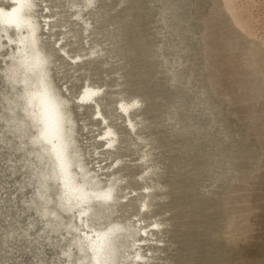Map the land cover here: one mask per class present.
Returning a JSON list of instances; mask_svg holds the SVG:
<instances>
[{
	"label": "rangeland",
	"instance_id": "obj_1",
	"mask_svg": "<svg viewBox=\"0 0 264 264\" xmlns=\"http://www.w3.org/2000/svg\"><path fill=\"white\" fill-rule=\"evenodd\" d=\"M81 2L45 4L64 24ZM85 13L89 31L68 24V50L100 55L75 68L55 48L51 78L88 167L123 163L117 222L140 213L162 224L141 248L153 259L139 264H264V0H96ZM85 83L103 91L116 150H102L92 108H77ZM6 92L0 78V116ZM121 100L139 102L134 133L118 116ZM7 128L0 120V264H63L65 241L39 213L36 159Z\"/></svg>",
	"mask_w": 264,
	"mask_h": 264
},
{
	"label": "bare ground",
	"instance_id": "obj_2",
	"mask_svg": "<svg viewBox=\"0 0 264 264\" xmlns=\"http://www.w3.org/2000/svg\"><path fill=\"white\" fill-rule=\"evenodd\" d=\"M46 2L47 0H6V7L0 5V78L7 85V92L2 93L5 101L2 108L8 112L0 116V120L19 139L20 149L27 148L25 153L36 159L30 165L37 171L38 176L36 194L41 200L39 213L45 218L44 225L51 228V231L59 232L61 239L65 241L60 248L65 257L63 264L150 262L153 254H142L141 248L152 241L153 232L160 230L162 224H144L140 213L133 220L117 222L115 216L119 207L115 204L117 199L113 193L115 187L124 180L114 168H120L123 163L117 158L113 168L98 164L99 169L95 171L88 167V163H85V152L74 137L76 125L69 110L70 102L59 95L51 78L52 71L56 69V51L62 59L67 60L69 66L75 68L80 63L100 55L101 50L91 49L90 56L72 55L68 50V38L72 32V29H67L68 24H80L81 31L88 33L90 22L85 17V11L94 6L96 0L71 3L70 23L66 20L64 24L63 20L60 23L57 21V14H53ZM44 35H47L46 38ZM44 39L47 43L43 45ZM53 40L54 47L49 48L47 45L49 50H44L46 44ZM22 51L36 63L42 58L47 61L44 67L46 78L64 101L67 118L56 143L40 138L39 129L25 103L26 87L29 85L22 83L24 73L19 63ZM29 79L31 81L34 78ZM103 96L101 87L85 83L75 100L79 109L91 107L92 119L103 124L99 133L100 142L104 147L102 150L108 153L116 150L120 138L100 107L99 102ZM138 107L137 100H121L116 107L120 111L119 118L123 119L127 130L133 133L137 124L132 121L131 113ZM27 144L30 146L26 147ZM54 191L57 198L55 201L51 196ZM148 192L149 189L145 188L144 194ZM132 197L126 195L124 202L128 204ZM139 205L140 212L149 208L145 201ZM61 230L65 233L62 234Z\"/></svg>",
	"mask_w": 264,
	"mask_h": 264
},
{
	"label": "clouds",
	"instance_id": "obj_3",
	"mask_svg": "<svg viewBox=\"0 0 264 264\" xmlns=\"http://www.w3.org/2000/svg\"><path fill=\"white\" fill-rule=\"evenodd\" d=\"M20 66L24 73L22 83L28 84L25 92V103L39 129V136L45 141L56 143L66 121L64 101L47 80L44 67L45 59L39 63L27 57L22 51ZM30 77L34 79L30 81Z\"/></svg>",
	"mask_w": 264,
	"mask_h": 264
}]
</instances>
